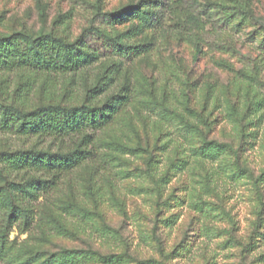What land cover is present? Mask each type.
Segmentation results:
<instances>
[{
  "label": "rangeland",
  "instance_id": "374dc122",
  "mask_svg": "<svg viewBox=\"0 0 264 264\" xmlns=\"http://www.w3.org/2000/svg\"><path fill=\"white\" fill-rule=\"evenodd\" d=\"M139 1L0 0V37L44 29L75 40L97 4L117 19L123 13L106 28L113 35L155 41L128 60L87 38L101 62L119 63L105 94L127 87L128 105L93 133L80 167L26 201L33 223L8 228L12 251L0 264L53 255L57 264H264V0H236L254 16L229 23L218 7L206 8L209 0H183L166 12L160 38L141 14L124 13ZM186 14L200 21L187 23ZM98 67L53 82L0 74V100L26 110L83 104ZM30 143L0 130V152Z\"/></svg>",
  "mask_w": 264,
  "mask_h": 264
},
{
  "label": "trees",
  "instance_id": "16d2710c",
  "mask_svg": "<svg viewBox=\"0 0 264 264\" xmlns=\"http://www.w3.org/2000/svg\"><path fill=\"white\" fill-rule=\"evenodd\" d=\"M183 0H141L130 4L124 13L141 14L145 24L156 38L163 36L166 12L177 9ZM199 3V0H192ZM144 3V6H143ZM218 7L226 22L235 18L253 17V11L236 0H211L206 8ZM144 8V9H143ZM94 16L82 35L70 40L53 32L41 30L38 33L13 31L0 37V74H26L36 79L45 78L53 82L57 77L81 74L99 63L92 84L86 81V99L83 104H46L26 110L20 105L0 100V130L17 135L24 142H31L28 148L0 152V213L5 215L6 229L0 232V260L7 261L12 247L7 241V230L20 222L29 227L34 220V211L26 201L35 199L57 179L81 166L91 155L88 146L93 143V133L114 123L128 105L127 87L117 94L106 95L119 71V63L101 62L103 53L92 47L87 38L101 39L107 50L117 58L133 60L149 53L155 41L132 42L122 36L113 35L107 27H113L122 18L115 13L103 12L99 5H92ZM175 12V13H176ZM185 15V14H184ZM186 22L198 23L194 15L186 14ZM97 20H102L96 25ZM109 66V67H108ZM111 66L115 71H110ZM116 73V74H115ZM75 79L73 78V81ZM52 144L59 145L53 151ZM66 144H70L69 147ZM232 148L230 145H225ZM78 252L65 249V256H76ZM51 261V262H50ZM55 255L43 264H57ZM7 264H25L8 261Z\"/></svg>",
  "mask_w": 264,
  "mask_h": 264
}]
</instances>
